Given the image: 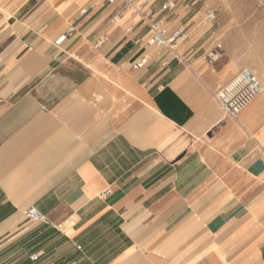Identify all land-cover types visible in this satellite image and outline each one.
Instances as JSON below:
<instances>
[{
  "label": "crops",
  "instance_id": "crops-1",
  "mask_svg": "<svg viewBox=\"0 0 264 264\" xmlns=\"http://www.w3.org/2000/svg\"><path fill=\"white\" fill-rule=\"evenodd\" d=\"M127 7L0 0V258L264 264V85L224 116L213 93L245 66L218 32L170 19L169 52Z\"/></svg>",
  "mask_w": 264,
  "mask_h": 264
},
{
  "label": "rangeland",
  "instance_id": "rangeland-1",
  "mask_svg": "<svg viewBox=\"0 0 264 264\" xmlns=\"http://www.w3.org/2000/svg\"><path fill=\"white\" fill-rule=\"evenodd\" d=\"M145 1L144 12L151 10L155 13L165 0ZM129 10L132 11L131 8ZM208 10L215 13L214 19H205ZM162 14L167 16V21L181 20L185 24H190L197 20L203 22L211 33L218 32L216 42L222 45L225 41L229 45L231 54L242 60L244 66L252 70L264 85V0H176L173 10L163 11ZM215 49L209 51L210 59L218 58L222 47L215 46ZM20 251L19 243L13 245L12 264H25L27 259ZM30 252L31 250L28 249V253ZM58 254L49 253L45 263L42 264H57ZM62 256L66 258L61 259L59 264H70L77 259L74 256L68 258L67 256H71L68 253ZM5 261L7 260L0 258V264H4Z\"/></svg>",
  "mask_w": 264,
  "mask_h": 264
},
{
  "label": "built area",
  "instance_id": "built-area-1",
  "mask_svg": "<svg viewBox=\"0 0 264 264\" xmlns=\"http://www.w3.org/2000/svg\"><path fill=\"white\" fill-rule=\"evenodd\" d=\"M106 1L113 3L116 0ZM122 2L131 8L133 13L137 14L141 19L146 20L148 27L146 35L147 44L169 52H175L177 47L187 39V27L183 24L170 26L167 22V16L162 14L163 11L171 12L176 5V0L163 1L156 16H152L154 12H151V10L147 13L144 12L145 0H122ZM84 13V8L78 10V15ZM120 18L121 13L116 12L111 16V22L116 23ZM214 18L215 13L212 10H208L205 14V19L212 20ZM74 31L73 25L68 26L66 31L58 37L57 42L62 41ZM96 44L98 45L99 41ZM145 63L146 58L140 56L133 62L132 67L133 69H137L145 65ZM260 90L261 85L257 75L249 68L243 67L226 84L215 90L213 97L224 116L234 117L256 97ZM24 216L30 220L46 221V218L34 206L28 207L24 211ZM35 257V254L31 255V258Z\"/></svg>",
  "mask_w": 264,
  "mask_h": 264
}]
</instances>
